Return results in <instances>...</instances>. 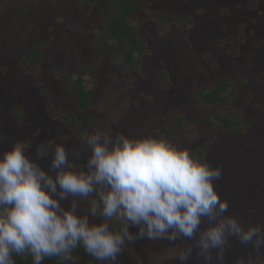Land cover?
I'll return each mask as SVG.
<instances>
[{
  "label": "rangeland",
  "instance_id": "obj_1",
  "mask_svg": "<svg viewBox=\"0 0 264 264\" xmlns=\"http://www.w3.org/2000/svg\"><path fill=\"white\" fill-rule=\"evenodd\" d=\"M119 1L0 0V148L19 139L33 150L66 141L73 151L92 131L159 129L221 169L218 190L242 224L264 225V0H135L127 21L144 43L134 55L140 62L125 65L112 47L93 82L98 44L116 43L105 29ZM81 71L75 80L91 101L77 110L71 87ZM216 88L229 98L206 102L201 93ZM225 116L232 128L220 124ZM193 243L137 239L119 264H180L178 251ZM212 255V264H264V243L257 249L230 237L223 261ZM187 264L204 261L194 250Z\"/></svg>",
  "mask_w": 264,
  "mask_h": 264
},
{
  "label": "clouds",
  "instance_id": "obj_2",
  "mask_svg": "<svg viewBox=\"0 0 264 264\" xmlns=\"http://www.w3.org/2000/svg\"><path fill=\"white\" fill-rule=\"evenodd\" d=\"M221 175L189 145L155 128L92 131L73 151L66 141L33 150L13 140L0 148V264L29 255L32 264L46 257L75 264L78 246L119 264L126 245L141 238L193 241L178 251L180 264L194 250L204 264L217 250L222 262L230 237L258 249L264 225L245 226L229 212L216 184Z\"/></svg>",
  "mask_w": 264,
  "mask_h": 264
},
{
  "label": "trees",
  "instance_id": "obj_3",
  "mask_svg": "<svg viewBox=\"0 0 264 264\" xmlns=\"http://www.w3.org/2000/svg\"><path fill=\"white\" fill-rule=\"evenodd\" d=\"M137 4L135 0H121L115 4V13L112 17L110 24L108 25V34L110 37L116 39V46H118L119 51L124 49L125 43L129 45L128 49H124L125 53H121V56L124 59V62L128 64H132L135 66L139 62V58L135 57L131 52L133 48H135L139 41H137L133 36L132 28L125 22L127 16H130L133 11L135 10ZM126 23V24H125ZM106 41V40H105ZM109 47L103 43L97 48L96 58L92 61V65L89 67L90 71L96 72V67L99 62L104 58L106 50ZM130 49V50H129ZM36 50L30 51L29 54L32 55L34 58L37 56L35 54ZM29 60V59H28ZM30 59L29 61H31ZM26 66V63H24ZM63 77H67L63 75ZM215 93H208L205 95V98L208 100H214ZM197 156H201L200 154H195ZM88 255L82 246H78L76 249L73 250L72 256L76 258L84 257ZM15 264H32V258L21 257V256H14ZM46 262L50 264H70L67 261L63 260L59 257H46Z\"/></svg>",
  "mask_w": 264,
  "mask_h": 264
},
{
  "label": "flooded vegetation",
  "instance_id": "obj_4",
  "mask_svg": "<svg viewBox=\"0 0 264 264\" xmlns=\"http://www.w3.org/2000/svg\"><path fill=\"white\" fill-rule=\"evenodd\" d=\"M137 4V3H136ZM136 8H137V6H136ZM136 8H135V10H136ZM134 10V11H135ZM134 11H133V13H134ZM133 13L130 15V16H127V17H125L126 18V23L132 28V30H133V36H134V38L137 40V41H139V44L135 47V48H133V50L131 51L132 53H133V55H135L136 54V51L138 50L139 52H141V50H142V48H143V46H144V43L143 42H140V40H138L136 37H135V32H136V28H135V26H131L130 25V23L127 21V18L128 17H132L133 16ZM114 16V14H112V15H110V19H109V22H108V25L110 24V21H111V19H112V17ZM160 17H163V18H165V19H168V20H170V21H174L175 19L174 18H172V17H169V16H160ZM133 18V17H132ZM125 23V24H126ZM108 25L106 26V29H105V33L106 34H108L109 32H108ZM108 36H109V34H108ZM110 38H112V37H110ZM113 39H115V38H113ZM103 43H105L108 47H109V49L108 50H106V52H105V55H106V53H107V51H109L112 47H114L115 49H116V51L121 55V53H125V50L124 49H128L129 48V45L127 44V43H125V45H124V49L122 48V50L121 51H119V49H118V46H116L117 44L115 43L113 46L112 45H110V44H108L107 43V41H105V38L104 39H102V41L98 44V46H100L101 44H103ZM139 45H141V47H139ZM98 48V47H97ZM97 48H96V54H97ZM130 50V49H129ZM135 57H138L139 59H140V57L139 56H135ZM96 58V57H95ZM121 58H122V60H123V62H124V59H123V57L121 56ZM139 62H140V60H139ZM124 64L125 65H130V66H132V67H134L132 64H128V63H126V62H124ZM138 64V63H137ZM137 64H135V66L137 65ZM99 65V64H98ZM97 65V66H98ZM90 67V66H89ZM89 73H90V75L92 76V80H93V82H95V80H94V78H93V74L95 73V72H91L90 71V68H89ZM81 74H83V72L81 71V72H78V73H76L75 74V76H74V81H76V83H78L77 84V86L75 85L74 87L72 86L71 88H72V90H73V92H74V94H75V97H76V99H75V102H74V106L76 107V109L77 110H81V109H84V108H86L88 105H90V101H91V91L90 90H88V89H86L85 88V86H84V84L83 83H81V81L79 82L78 80H75V77H78L79 75H81ZM221 86V85H220ZM223 86V85H222ZM218 88H222V87H219L218 86ZM215 93V97H214V100H208V99H206L205 98V95L206 94H208V93ZM201 96H202V98L206 101V102H209V103H211V104H215V103H217V102H220V103H222L226 98H229V97H227V96H222L221 95V92L219 91V89H212V90H210V91H208V92H202L201 93ZM72 118V117H71ZM67 120H69V118L67 119ZM176 121L177 122H179V120L178 119H176ZM220 124L222 125V126H225V127H228V128H232L233 127V123L231 122V119L230 118H228L227 116H225L224 118H223V120H221L220 121ZM192 152H193V154H200L201 155V157H203L202 156V152L201 151H194V150H192ZM30 256V255H29ZM29 256H26V258H29Z\"/></svg>",
  "mask_w": 264,
  "mask_h": 264
}]
</instances>
